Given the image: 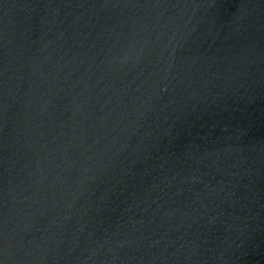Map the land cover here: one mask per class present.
<instances>
[{
	"label": "water",
	"instance_id": "water-1",
	"mask_svg": "<svg viewBox=\"0 0 264 264\" xmlns=\"http://www.w3.org/2000/svg\"><path fill=\"white\" fill-rule=\"evenodd\" d=\"M0 264H264V0H0Z\"/></svg>",
	"mask_w": 264,
	"mask_h": 264
}]
</instances>
